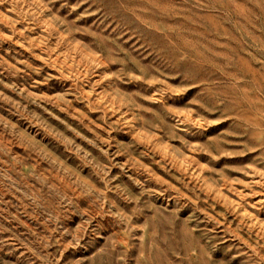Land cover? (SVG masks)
<instances>
[{
	"label": "rangeland",
	"instance_id": "1",
	"mask_svg": "<svg viewBox=\"0 0 264 264\" xmlns=\"http://www.w3.org/2000/svg\"><path fill=\"white\" fill-rule=\"evenodd\" d=\"M0 264H264V0H0Z\"/></svg>",
	"mask_w": 264,
	"mask_h": 264
}]
</instances>
